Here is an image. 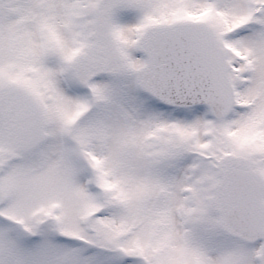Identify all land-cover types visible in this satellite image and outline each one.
I'll return each mask as SVG.
<instances>
[{"label":"snow or ice","instance_id":"1","mask_svg":"<svg viewBox=\"0 0 264 264\" xmlns=\"http://www.w3.org/2000/svg\"><path fill=\"white\" fill-rule=\"evenodd\" d=\"M0 264H264V0H0Z\"/></svg>","mask_w":264,"mask_h":264}]
</instances>
